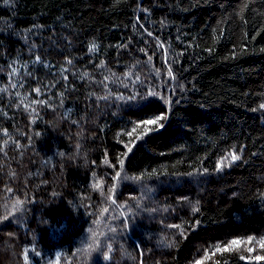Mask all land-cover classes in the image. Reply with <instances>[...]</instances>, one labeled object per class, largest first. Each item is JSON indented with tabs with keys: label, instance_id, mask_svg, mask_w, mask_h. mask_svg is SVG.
Listing matches in <instances>:
<instances>
[{
	"label": "trees",
	"instance_id": "trees-1",
	"mask_svg": "<svg viewBox=\"0 0 264 264\" xmlns=\"http://www.w3.org/2000/svg\"><path fill=\"white\" fill-rule=\"evenodd\" d=\"M0 264H264V0H0Z\"/></svg>",
	"mask_w": 264,
	"mask_h": 264
}]
</instances>
